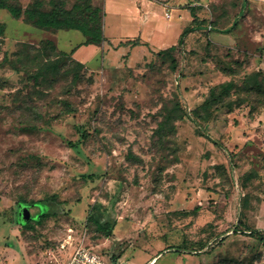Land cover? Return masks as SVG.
Returning <instances> with one entry per match:
<instances>
[{"label": "rangeland", "instance_id": "rangeland-1", "mask_svg": "<svg viewBox=\"0 0 264 264\" xmlns=\"http://www.w3.org/2000/svg\"><path fill=\"white\" fill-rule=\"evenodd\" d=\"M106 1L120 12L104 17ZM153 2L132 25L179 7L195 26L171 44L175 66L161 33L136 50L80 45L78 30L0 9V264H66L82 244L105 264H264L252 236H264V0ZM10 3L58 7L91 30L107 22L112 37L133 30L121 14L139 6Z\"/></svg>", "mask_w": 264, "mask_h": 264}, {"label": "trees", "instance_id": "trees-1", "mask_svg": "<svg viewBox=\"0 0 264 264\" xmlns=\"http://www.w3.org/2000/svg\"><path fill=\"white\" fill-rule=\"evenodd\" d=\"M0 9H5L10 12V14L15 18V19H20L21 17H25L29 19L31 22L34 23V25L38 26L39 28L42 29H47V30H78L80 31L84 36H85V41L80 44V45H101L103 44L107 38L104 34V27H103V22H97L96 25H100L99 27L97 26L96 29L91 30L88 28L89 23H82L77 21V19L70 15V13L64 9L55 7L51 11H44L40 8L39 4H34L33 7H28L23 9L22 7H16L10 3V0H0ZM106 13L104 14L105 17ZM196 17L194 16V23L196 22ZM195 29V26L188 27L185 29V31L182 33L181 39H180V46L184 45L185 42V37L193 32ZM5 31V25L4 23L0 22V35H2ZM132 45L137 46L140 45L141 42L139 39L136 40H131L129 41ZM44 48L49 50L51 46H54L55 42L53 40H45L43 42ZM54 49V47L52 48ZM177 49V46H171L167 49H163L162 51L159 52V54H170L172 57L173 65L175 66L177 64V60L172 54L173 51ZM66 55V53H62ZM71 60V59H70ZM72 61V60H71ZM77 64V72L79 70H82L84 65L81 62H76ZM59 58L56 60L50 61L48 65H45L44 68L37 73V78L40 76H43L45 74V70H55L58 71L59 67ZM49 67V68H48ZM233 83H227L225 85V88L229 90L230 88H233ZM40 215H35L34 218H39ZM33 219L32 215L31 218ZM257 238L263 240V232L258 230L256 233H254ZM117 257L113 256V262L117 261Z\"/></svg>", "mask_w": 264, "mask_h": 264}, {"label": "crops", "instance_id": "crops-1", "mask_svg": "<svg viewBox=\"0 0 264 264\" xmlns=\"http://www.w3.org/2000/svg\"><path fill=\"white\" fill-rule=\"evenodd\" d=\"M141 3V4H140ZM153 0H137V5H139L136 9H133V8H126L121 15H124V16H129L130 18L127 19L126 22L127 25H132L133 23H137L136 20L139 19L140 17L138 16V14H141L143 13V8L142 7H145V10H146V6H152L154 5L153 4ZM171 5V4H170ZM164 7V6H163ZM110 8V10H109ZM165 8V7H164ZM106 10H107V13H106V16L108 15V13L110 14H117V13H114V12H120L119 11V8H118V5H108L107 1H106ZM126 12V13H124ZM165 12H166V8H165ZM169 12L167 15L168 17H166V19H161L160 20H156L158 17L156 16H153L152 15V19L149 18V15L150 13H145V16L142 18V22L145 24L143 26L140 25V28L139 25H132L130 27H133V30L131 29V31H129L125 36H111L108 34V32L110 33V28H111V24L110 23H105V36L106 38H109L111 40L112 38V42H115V41H123L124 43H127L131 40H136V39H139L140 42H145V41H152L153 40V37L152 35L153 34H159L161 33L162 34V37H161V40L162 41L163 39L167 40L169 39L167 42H165V40L161 43V44H176L177 40L179 39L181 33L184 31V28L188 27V25L190 24L189 22L192 21V18H191V15H190V12L188 10H182L181 8H177V7H173L171 9H169ZM124 13V14H123ZM131 14V15H130ZM137 18V19H135ZM141 19V18H140ZM177 20L180 24L178 27H176V30L175 31V35H170L168 33V30L169 28H172V27H175L174 25L175 24H172L171 23V20ZM172 25V26H171ZM143 29H146V31L148 33L144 34L143 35ZM138 35V36H137ZM170 35V36H169ZM116 38V39H114ZM86 39V38H85ZM107 41V40H106ZM123 43V45H121V49H125L126 50V46L125 44ZM152 43V42H151ZM153 44V43H152ZM173 46V45H171ZM123 47V48H122ZM141 45H137V46H134V50L140 48ZM155 260L156 259H152L150 261L149 264H154L155 263Z\"/></svg>", "mask_w": 264, "mask_h": 264}, {"label": "built area", "instance_id": "built-area-1", "mask_svg": "<svg viewBox=\"0 0 264 264\" xmlns=\"http://www.w3.org/2000/svg\"><path fill=\"white\" fill-rule=\"evenodd\" d=\"M103 257L93 246L82 244L75 247L66 264H105Z\"/></svg>", "mask_w": 264, "mask_h": 264}, {"label": "water", "instance_id": "water-1", "mask_svg": "<svg viewBox=\"0 0 264 264\" xmlns=\"http://www.w3.org/2000/svg\"><path fill=\"white\" fill-rule=\"evenodd\" d=\"M23 216H24L25 220H28L31 218V213L28 210H25L23 213Z\"/></svg>", "mask_w": 264, "mask_h": 264}]
</instances>
